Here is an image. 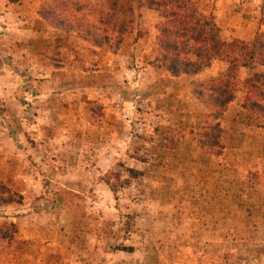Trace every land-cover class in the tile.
Wrapping results in <instances>:
<instances>
[{
  "label": "rangeland",
  "instance_id": "rangeland-1",
  "mask_svg": "<svg viewBox=\"0 0 264 264\" xmlns=\"http://www.w3.org/2000/svg\"><path fill=\"white\" fill-rule=\"evenodd\" d=\"M216 1L197 0L213 14ZM134 3L137 35L150 36L151 51L158 15ZM237 5L264 31V0ZM6 29L3 18L0 139L11 134L16 155L4 183L24 198L0 209V224L17 227L10 244L0 240V264H264V123L247 115L222 122L223 154L203 150L205 108L188 83L216 76L187 75L170 95L163 81L139 95L131 77L122 88L128 102L113 100L110 112L92 100L40 116L50 72L25 66L29 48ZM47 58L57 64L54 51ZM127 168L143 174L130 178Z\"/></svg>",
  "mask_w": 264,
  "mask_h": 264
},
{
  "label": "trees",
  "instance_id": "trees-1",
  "mask_svg": "<svg viewBox=\"0 0 264 264\" xmlns=\"http://www.w3.org/2000/svg\"><path fill=\"white\" fill-rule=\"evenodd\" d=\"M9 4L21 0H6ZM138 6L158 15L157 53L151 64L165 69L170 75L197 74L212 62L226 64L224 72L203 83H193V94L205 108L199 138L201 148L211 155L220 156L226 146L221 120L235 100L237 92H245L243 109L247 117H264V31H257L251 40L221 36L213 12L207 13L197 0H138ZM39 16L53 29L76 33L91 46L120 47L125 35L136 30L138 15L134 0H41ZM249 68L252 75L239 82V70ZM130 178L143 172L126 169ZM106 183L113 192L117 187ZM120 179V175H116ZM125 179L121 184L129 183ZM23 195L0 180V209L23 202ZM17 231L15 223L0 224V240L10 244ZM133 251L134 247H118Z\"/></svg>",
  "mask_w": 264,
  "mask_h": 264
},
{
  "label": "crops",
  "instance_id": "crops-1",
  "mask_svg": "<svg viewBox=\"0 0 264 264\" xmlns=\"http://www.w3.org/2000/svg\"><path fill=\"white\" fill-rule=\"evenodd\" d=\"M40 4L41 0H21L15 4L5 1V14L1 16V19H5L6 30L16 39L23 40V44L29 48L24 55V65L28 66L30 62L32 64L35 62L39 68H46L50 72V75H47L49 77L43 80L44 89L47 90L39 96L42 100L38 109L41 112L40 116L44 113L56 115L55 110L57 109L71 113L78 105L81 110H84L88 102L92 100L103 101L110 112L113 109L111 103L113 100H118L121 103L128 102L122 88L128 84L125 80H129L131 77L139 86L137 89L139 95H144L149 85L159 84L162 81L167 83L166 94L170 95L175 91L176 83L179 80L187 75H193L184 74L175 77L165 69L151 64L157 53L156 33H153L151 37L153 44L151 51L146 45L150 36L137 35L138 29L125 35L117 49L109 46L94 47L77 37L74 32L66 33L51 28L38 14ZM244 12L238 7L237 0L216 1L215 19L224 39L251 40L253 38L258 29V19L245 15ZM33 50L40 54L37 56L40 58L39 60L33 59L32 52L35 53ZM52 51H54L57 64L47 61L49 60L47 54ZM133 52L135 53L133 54ZM219 62L221 61L212 62L211 65L194 76H200V74L218 76L226 69V67L218 68L216 64ZM257 70L264 71V66ZM253 72L252 69L241 68L239 82L242 83ZM89 77L93 80H89ZM191 80L190 78L188 83L189 92L193 91ZM117 84H122L123 87H118ZM58 87L62 88L60 92H56ZM244 99L245 92L239 90L221 120L223 126L245 115ZM60 103L61 106L57 107L56 104ZM202 106L201 104V108H203ZM259 120L264 123V117H260ZM7 135V138L0 139V180L3 182H6V176H15L13 158L16 155V149L12 135L9 133Z\"/></svg>",
  "mask_w": 264,
  "mask_h": 264
}]
</instances>
